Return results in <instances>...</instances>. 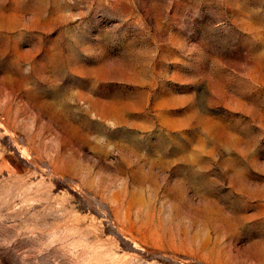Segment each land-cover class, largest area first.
<instances>
[{
	"label": "rangeland",
	"instance_id": "1",
	"mask_svg": "<svg viewBox=\"0 0 264 264\" xmlns=\"http://www.w3.org/2000/svg\"><path fill=\"white\" fill-rule=\"evenodd\" d=\"M0 264H264V0H0Z\"/></svg>",
	"mask_w": 264,
	"mask_h": 264
}]
</instances>
